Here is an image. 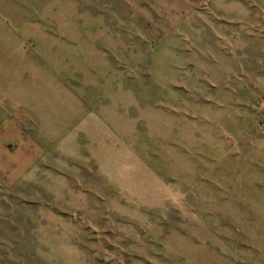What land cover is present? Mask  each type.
<instances>
[{
    "label": "rangeland",
    "instance_id": "374dc122",
    "mask_svg": "<svg viewBox=\"0 0 264 264\" xmlns=\"http://www.w3.org/2000/svg\"><path fill=\"white\" fill-rule=\"evenodd\" d=\"M0 264H264V0H0Z\"/></svg>",
    "mask_w": 264,
    "mask_h": 264
},
{
    "label": "crops",
    "instance_id": "0c3cea01",
    "mask_svg": "<svg viewBox=\"0 0 264 264\" xmlns=\"http://www.w3.org/2000/svg\"><path fill=\"white\" fill-rule=\"evenodd\" d=\"M1 141V140H0Z\"/></svg>",
    "mask_w": 264,
    "mask_h": 264
}]
</instances>
